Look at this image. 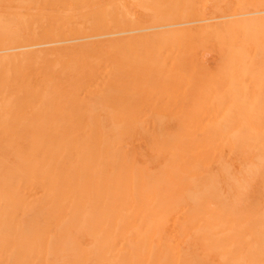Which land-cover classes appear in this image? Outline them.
Wrapping results in <instances>:
<instances>
[{"label": "bare ground", "instance_id": "6f19581e", "mask_svg": "<svg viewBox=\"0 0 264 264\" xmlns=\"http://www.w3.org/2000/svg\"><path fill=\"white\" fill-rule=\"evenodd\" d=\"M0 264H264V0H0Z\"/></svg>", "mask_w": 264, "mask_h": 264}, {"label": "rangeland", "instance_id": "374dc122", "mask_svg": "<svg viewBox=\"0 0 264 264\" xmlns=\"http://www.w3.org/2000/svg\"><path fill=\"white\" fill-rule=\"evenodd\" d=\"M205 60H206V61H209V60H210V55H209V54H207V55L205 56Z\"/></svg>", "mask_w": 264, "mask_h": 264}]
</instances>
